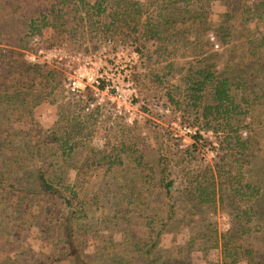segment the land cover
<instances>
[{
    "label": "trees",
    "instance_id": "16d2710c",
    "mask_svg": "<svg viewBox=\"0 0 264 264\" xmlns=\"http://www.w3.org/2000/svg\"><path fill=\"white\" fill-rule=\"evenodd\" d=\"M148 1L0 0V104L18 100L16 106H27L28 115L32 116L33 109L41 102L65 98L62 72L26 58V53L33 49L34 36L44 28H52L59 42H78L87 36L89 40L98 36L119 43L144 37L158 40L161 26L167 28L175 20L170 17L177 9L173 5L181 3L189 10L195 1L202 7V0H150L157 9L156 18L148 19L145 14L142 19L149 8ZM230 3L231 9L218 13V23L211 25L215 41L221 45L229 43L232 27L237 22L247 32L243 35L245 50L241 49L246 51L245 61H255L262 56L264 34L261 32L256 37L252 34L254 28L249 26L252 21L264 20V0H230ZM170 5L175 10L163 14ZM203 12L191 13L194 24L203 20ZM204 59L202 64L187 70L186 106L182 112L194 115L202 130L214 134L218 144V148L213 147L216 161L195 162L184 173L187 188L183 196L189 208L181 211V220L175 221L181 210L180 199L177 201L173 194L175 178L168 155L161 152L157 171L151 174L150 189L146 191L156 201L158 207L154 208L159 212L145 217L142 235L120 228L96 243L98 237L83 223L87 208L80 194L85 195L86 191L78 181L84 179L89 165H79L73 183L65 176L63 167L77 148L84 146V141L77 138L86 130V124H90L94 112H85L80 119L74 115L75 110H64V125L43 131L35 122L28 125V133L0 122V264H15L6 260L11 254L28 255L34 258L33 264H173L175 259L167 263L168 260H161L162 256L157 257L156 251L164 234L180 232L185 227L190 228V233L183 244L173 249L176 254L184 252L186 257L193 251L216 248L222 255L221 264L234 261L260 264L255 260L258 250L249 244L255 232L250 227L255 210L247 202L259 196L261 189L246 180L243 166L250 141L241 134L244 127L250 132L248 124L241 126V123L252 103L244 93L237 98L234 92L233 86L240 88L244 79L238 71L216 70L213 63H208L210 58ZM252 92L257 96L256 91ZM73 99L68 96L63 102L79 110L90 104L87 97L78 96L71 102ZM190 137L193 150L205 141L201 129ZM114 150L103 152L101 159L114 163L121 152L114 154ZM27 169L28 175L24 173ZM97 169L98 165L93 170ZM236 199L243 203L239 209ZM135 200L136 197L129 206L115 211V216L119 212L132 214ZM225 202L237 211L224 233L217 230L216 222L200 225L188 220L201 214L199 206L215 211L217 204L220 207ZM90 245H94L91 250Z\"/></svg>",
    "mask_w": 264,
    "mask_h": 264
},
{
    "label": "rangeland",
    "instance_id": "374dc122",
    "mask_svg": "<svg viewBox=\"0 0 264 264\" xmlns=\"http://www.w3.org/2000/svg\"><path fill=\"white\" fill-rule=\"evenodd\" d=\"M149 3L142 19H145V14H148V19L156 18L157 9L151 5L153 2ZM159 3L154 4L155 7ZM201 5L200 8L194 1L189 10L181 3L173 5L177 9L170 17L175 20L167 28L161 26L158 40L144 37L119 43L98 36L89 40L87 36L72 44L69 41L59 42L52 28H44L41 34L34 36L33 49L26 53V58L62 72L65 98L41 102L33 109L32 116L28 115L27 106H16L18 100L12 104H0V122L28 133V125L35 122L43 131L64 125V110H75L74 115L80 119L85 112H94L90 124H86V130H82L77 138L84 141V146L77 148L63 167L65 176L73 183L79 165H89L84 179L78 181L86 191L85 195L80 194L87 208L83 223L98 237L96 243L120 228L142 235L145 217L159 212L154 208L158 207L156 201L146 193L150 189L151 174L157 171L159 154L163 152L168 155L169 168L175 178L173 194L176 200L180 199L177 201L181 208L175 221L181 220V211L189 208L183 196V190L187 188L184 173L195 162L216 161V149L213 147L218 148V144L214 134L202 130V124L194 115L182 112L186 106L185 75L188 68L202 64L204 58L208 57V63H213L216 70L238 71L244 79H239L242 83L240 88L233 86L234 92L238 94L237 98L244 93V97H248L252 103L241 123V126L247 123L250 129L248 133V127L241 128L242 136H248L250 141L243 169L246 180L254 182L261 189V195L247 202L255 210L250 225L255 232L249 244L258 250L256 262L264 264V50L255 61H245L246 51L243 54L241 49L245 50L243 35L247 32L237 22L232 27L229 43H217L211 25L218 23V13L231 9L230 0H202ZM169 10L175 8L170 5L163 10V14ZM203 10V20L200 24H194L191 13ZM250 27L254 28L252 34L256 37L261 32L264 34V20L252 21ZM139 47L141 50H137ZM252 91H256L257 96ZM68 96L74 97L71 102L78 96L87 97L90 104L79 110L75 105L64 104ZM197 129H201L205 141L193 150L190 135ZM111 148L115 149L114 154L121 151L118 156L120 160L116 157L114 163L101 159L103 152ZM97 165L98 169L93 170ZM24 173L28 175L29 169ZM135 197L137 200L132 206L135 207L132 214L119 212L115 216V211L129 206ZM236 201L238 209L243 206L238 199ZM227 202L220 207L217 204L215 211L199 206L201 214L188 220L200 225L216 222L217 230L224 233L230 228L237 211ZM189 229L185 227L180 232L165 234L161 239L162 245L156 251L157 257L173 258L175 264H204V261L205 264H221L222 255L216 248L193 251L186 257L184 252L176 254L173 249L185 242ZM96 243L95 247L90 245L89 249L96 248ZM6 260L15 264L34 262V258L21 254H11Z\"/></svg>",
    "mask_w": 264,
    "mask_h": 264
},
{
    "label": "crops",
    "instance_id": "0c3cea01",
    "mask_svg": "<svg viewBox=\"0 0 264 264\" xmlns=\"http://www.w3.org/2000/svg\"><path fill=\"white\" fill-rule=\"evenodd\" d=\"M166 234H167V233H166ZM164 235H165V234H164ZM164 235H163V236H164ZM160 245H162V243H161ZM194 252H201V251H194ZM192 253H193V252H192ZM192 253H191V254H192ZM164 259H165L164 257L161 258V260H164ZM202 260H203V259H202ZM166 261H167V259H166ZM203 261H204V260H203ZM168 262H172V259L168 260L167 263H168ZM175 262H176V261H173V264H175ZM177 262H178V261H177ZM186 263H187V262H186ZM190 263H192V262H190ZM193 264H194V263H193ZM204 264H205V261H204ZM237 264H243V263L238 261Z\"/></svg>",
    "mask_w": 264,
    "mask_h": 264
},
{
    "label": "built area",
    "instance_id": "2783aa9c",
    "mask_svg": "<svg viewBox=\"0 0 264 264\" xmlns=\"http://www.w3.org/2000/svg\"><path fill=\"white\" fill-rule=\"evenodd\" d=\"M213 38V37H212Z\"/></svg>",
    "mask_w": 264,
    "mask_h": 264
}]
</instances>
